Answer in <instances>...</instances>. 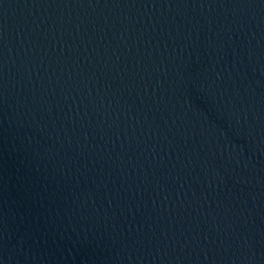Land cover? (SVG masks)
Returning a JSON list of instances; mask_svg holds the SVG:
<instances>
[{
	"label": "water",
	"instance_id": "obj_1",
	"mask_svg": "<svg viewBox=\"0 0 264 264\" xmlns=\"http://www.w3.org/2000/svg\"><path fill=\"white\" fill-rule=\"evenodd\" d=\"M0 264H264V0H0Z\"/></svg>",
	"mask_w": 264,
	"mask_h": 264
}]
</instances>
